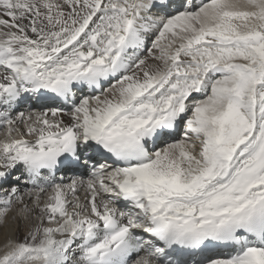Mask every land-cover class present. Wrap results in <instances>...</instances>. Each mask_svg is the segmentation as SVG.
<instances>
[{"label": "snow or ice", "instance_id": "obj_1", "mask_svg": "<svg viewBox=\"0 0 264 264\" xmlns=\"http://www.w3.org/2000/svg\"><path fill=\"white\" fill-rule=\"evenodd\" d=\"M0 264H264V0H0Z\"/></svg>", "mask_w": 264, "mask_h": 264}]
</instances>
